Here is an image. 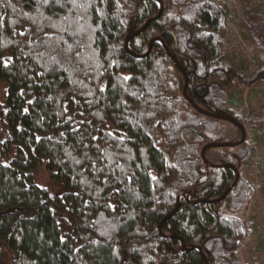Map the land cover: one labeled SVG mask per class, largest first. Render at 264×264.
<instances>
[{
	"label": "trees",
	"instance_id": "trees-1",
	"mask_svg": "<svg viewBox=\"0 0 264 264\" xmlns=\"http://www.w3.org/2000/svg\"><path fill=\"white\" fill-rule=\"evenodd\" d=\"M159 1L161 15L129 52L125 38ZM256 1L236 0L258 60L251 71L226 54L227 15L216 0H0V264H204L203 255L243 264L238 249L253 222L227 216L247 209L254 184L240 176L214 201L231 170L209 167L204 182L196 143L224 141L226 122L185 99L164 45L187 73L191 100L264 131V102L243 107L244 92L264 85ZM157 36L148 54L133 55ZM185 127L202 136L186 129V144ZM221 150L239 166L254 156L250 142ZM41 167L65 186L61 195L33 182ZM179 192L190 200L179 199L160 231Z\"/></svg>",
	"mask_w": 264,
	"mask_h": 264
},
{
	"label": "rangeland",
	"instance_id": "rangeland-1",
	"mask_svg": "<svg viewBox=\"0 0 264 264\" xmlns=\"http://www.w3.org/2000/svg\"><path fill=\"white\" fill-rule=\"evenodd\" d=\"M224 7L227 15L228 33L226 39V54L234 65H238L241 60L248 63L249 69L253 71L257 67V57L252 48L251 42L247 38L246 30L239 25L240 9L236 0H216ZM256 6L264 11V0H257ZM264 102V85L261 89L249 94L248 91L243 95V107L248 113L260 107ZM230 112V111H229ZM234 113V112H232ZM226 137L233 128L226 123ZM224 125V127H226ZM231 126V127H230ZM248 141L253 145L254 156L244 167L246 177L254 184L255 195L250 200L247 209L242 212L245 222H253V229L246 236L244 242L238 249V257L243 264H264V131L252 132L247 130ZM217 151L216 148L210 149L207 153L211 156ZM33 182L47 186L53 194L61 195L65 191L63 184H55L51 174L44 168H39L33 177ZM7 264H10L7 259Z\"/></svg>",
	"mask_w": 264,
	"mask_h": 264
},
{
	"label": "flooded vegetation",
	"instance_id": "flooded-vegetation-1",
	"mask_svg": "<svg viewBox=\"0 0 264 264\" xmlns=\"http://www.w3.org/2000/svg\"><path fill=\"white\" fill-rule=\"evenodd\" d=\"M165 46H167V45H164V47ZM168 47V46H167ZM169 48V51L171 52V47L169 46L168 47ZM165 49H166V47H165ZM172 53V52H171ZM170 57V56H169ZM170 59H171V57H170ZM172 60V59H171ZM183 87H184V84H183ZM189 97V96H188ZM193 101V100H192ZM189 102V101H188ZM194 102V101H193ZM190 103V102H189ZM196 103V102H195ZM191 104V103H190ZM197 104V103H196ZM198 105V104H197ZM200 106V105H199ZM193 107V106H192ZM201 107V106H200ZM201 108H203V107H201ZM195 109V108H194ZM203 109H205V108H203ZM205 110H207V111H213V112H215V113H219V112H217L216 111V109L213 107V106H210V109L208 110V109H205ZM219 114H224V115H231V116H233L237 121H239L241 124H242V126H243V128L242 127H240V126H238L237 124H235V123H233V122H231V121H227V120H221V121H224V122H226V123H228V124H230L231 126H232V128H233V131L232 132H228L229 133V135H230V133H231V135H230V137L229 138H224V141H227V142H237V141H239V140H241V143L240 144H238V145H236V146H226V147H237V146H239V145H243V146H245V145H247L250 141H248V138H247V133H248V128L245 126V124H244V122L243 121H240L239 119H238V116L240 115L239 113H237V114H234V113H232V112H227L226 110H225V112L224 113H219ZM205 116H207V115H205ZM208 117H210V116H208ZM212 118V117H211ZM220 120V119H219ZM226 126V125H225ZM230 126V127H231ZM197 130V129H196ZM226 130H227V126L226 127H224V130H223V134L225 133V135H223V136H227L226 135ZM194 133H196L198 136H202V132L201 131H199V130H197V131H195ZM243 135H244V138H243ZM211 142V141H210ZM208 142H205V143H202V144H199V143H196V144H198V146H199V155H200V158H201V161H202V163H203V168H201V169H199L198 171L199 172H203L202 171V169L204 170V174L206 175V177L204 178V182L205 181H207V180H209V177H207L208 175H209V170H208V168L209 167H212V168H227V169H229V170H231V184L234 182V180L236 179V177H237V175H238V179H237V182H238V180H239V178H240V176H243V177H246V175H245V171H244V167H245V165H243V166H239L238 164H240L239 163V161H229L228 159H229V152H227V151H224V150H221L222 148H225V147H216V149H217V151L215 152V154H213V156H211V155H209L207 152L210 150V149H213V148H208V149H206L205 150V152H204V156H205V160L202 158V156H201V148L205 145V144H207ZM238 162V163H237ZM225 165H234L235 166V169L233 168V167H230V166H225ZM217 173H215V175H216ZM202 175H203V173H202ZM216 178H218V176L216 177ZM247 178V177H246ZM236 182V183H237ZM211 183H212V181H211ZM229 187V186H228ZM227 187V188H228ZM232 189V188H231ZM230 189V190H231ZM229 190V191H230ZM228 191V192H229ZM227 192V193H228ZM185 193V192H184ZM226 193V194H227ZM181 197H183V196H181ZM180 197V198H181ZM185 197L187 198V200H190L188 197H187V194L185 193ZM225 197V196H224ZM224 197L221 199V200H219V201H222V200H224ZM212 200H214V199H207V201H212ZM218 201V202H219ZM227 214L228 215H230V214H232L231 212H227ZM231 216H233V217H231ZM231 216H227V219L229 218V219H231V218H237V219H243V217H242V213H237L236 214V212H233V215H231ZM215 219V218H214ZM216 220H217V218H216ZM168 238H169V234H168ZM185 243V242H184ZM183 245V244H182ZM193 246H195V247H193ZM192 247L193 248H199L198 247V245L196 246V245H193ZM185 247L186 248H188L187 246H186V244H185ZM191 247V248H192ZM186 248H184V249H186ZM200 252H201V249H200ZM202 255H203V253H202ZM203 261H204V264H205V262H207L208 264H209V261H208V259L206 258V256H204L203 255Z\"/></svg>",
	"mask_w": 264,
	"mask_h": 264
},
{
	"label": "water",
	"instance_id": "water-1",
	"mask_svg": "<svg viewBox=\"0 0 264 264\" xmlns=\"http://www.w3.org/2000/svg\"><path fill=\"white\" fill-rule=\"evenodd\" d=\"M160 3V9H159V12L157 13V15L147 19L142 25L141 27H139L137 30H135L134 32L130 33L126 38H125V41H124V46H125V49H127L129 51V48H128V43L129 41H131L133 38H135L139 33H141L145 28L146 26L152 21V20H155L157 19L161 13H162V2L159 1ZM155 40H160V37L157 36V37H154L152 39H150L149 43H148V48H147V51L143 54H135L133 53V55L135 56H144L146 54H148L151 50V47H152V43L155 41ZM166 47V51L168 53V55L171 57L172 61L177 65V67L181 70L183 76H184V87H183V96L185 97V99L187 101H189L191 103V105L193 106V108H195L196 111H198L199 113L203 114V115H207V116H210V117H213L215 119H220V120H227V121H231L235 124H237L238 126L242 127V124L237 121L233 116L231 115H224V114H219V113H215L213 111H207L203 108H201L199 105H197L195 102H193L187 95V86H188V76H187V73L186 71L184 70L183 66L181 65V63L175 59V57L173 56V54L169 51V48L167 46ZM131 52V51H129ZM132 53V52H131ZM186 129H190V130H193V131H197L195 128L193 127H185L181 130V138L182 140L186 143V144H194V143H190L188 142L184 136H183V133ZM243 138H244V135H243ZM241 143V140L237 141V142H227V141H211V142H208L207 144H205L202 148H201V156L202 158L205 160V156H204V152L206 149L208 148H216V147H226V146H236L238 144ZM166 154V157L168 159V161L170 162V156H169V153L168 152H165ZM225 166H230V167H233L235 169V166L234 165H225ZM236 181H237V177L236 179L234 180V182L224 191V193H222V195L220 197H218L217 199H215L214 201H219L221 200L225 194L236 184ZM181 196H185V193L184 192H179L176 196V205L175 207L173 208V210L168 214L166 215L159 223L158 225V228L159 230L161 231V225L162 223L169 218V216L173 215L176 211H177V208H178V204H179V199ZM170 238L171 237H177V236H172L170 235L169 236ZM180 238V237H179ZM183 243V248H186L185 247V243ZM195 247V246H193ZM192 247V248H193ZM187 249V248H186ZM200 249V248H199ZM205 264H208L207 262H205Z\"/></svg>",
	"mask_w": 264,
	"mask_h": 264
},
{
	"label": "bare ground",
	"instance_id": "bare-ground-1",
	"mask_svg": "<svg viewBox=\"0 0 264 264\" xmlns=\"http://www.w3.org/2000/svg\"><path fill=\"white\" fill-rule=\"evenodd\" d=\"M237 179H238V175H237ZM226 195V194H225Z\"/></svg>",
	"mask_w": 264,
	"mask_h": 264
}]
</instances>
